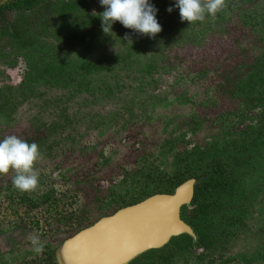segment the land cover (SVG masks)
Returning a JSON list of instances; mask_svg holds the SVG:
<instances>
[{
	"label": "rangeland",
	"instance_id": "rangeland-1",
	"mask_svg": "<svg viewBox=\"0 0 264 264\" xmlns=\"http://www.w3.org/2000/svg\"><path fill=\"white\" fill-rule=\"evenodd\" d=\"M18 1L0 0V7ZM72 1L41 0L8 11L12 19L24 16L21 26L46 50L40 67L48 61L69 65L57 75L59 83L45 86L38 78L25 92L15 83L7 85L3 70L11 68L9 60L20 61L21 51L0 25V139L43 135L34 164L35 190H17L12 170L0 175V264H34L52 249L55 261L61 239L106 212L153 194L179 168L207 175L211 162H220L231 171L236 145L264 141V133L257 132L261 107L250 109L244 94L230 93L229 83L258 70L262 73L254 89L264 93V24L257 18L249 36L224 37L243 13H264V0L192 24L181 22L179 9L166 11L172 0L158 1L154 6L162 31L151 39L119 22L104 34L103 7L96 16L91 7L88 14L70 12L61 20L58 8ZM87 64H94L93 70H86ZM245 129L250 132L243 133ZM197 148L209 156L200 157ZM246 162L237 174L246 181L251 202L246 225L233 230L211 256L212 264H264V146ZM31 236L39 237L42 252L34 251ZM162 249L172 252L174 244ZM256 252L261 260L250 257ZM211 257L202 264H210ZM170 261L199 264L190 254L172 255Z\"/></svg>",
	"mask_w": 264,
	"mask_h": 264
},
{
	"label": "trees",
	"instance_id": "trees-1",
	"mask_svg": "<svg viewBox=\"0 0 264 264\" xmlns=\"http://www.w3.org/2000/svg\"><path fill=\"white\" fill-rule=\"evenodd\" d=\"M39 1L41 0H19L15 5L0 7V25L2 32L12 40L19 50L21 49V55L25 58L29 71L40 69L55 72L51 74L52 82L59 83L61 79L57 75H59L60 71L68 69L69 65L62 63L50 64V61H48L49 64L45 67H40L39 62H45L44 53L46 50L42 46H38V40L34 33V38H31L32 33L27 26H21L22 24L19 20L21 21L24 16L19 17L16 15V18L12 19L8 14V11L14 9L30 8ZM83 2L85 3L86 1L73 0L70 2L71 5H61L62 8H58V16L61 20H64V15H68L70 12L83 11ZM27 48H30V50H25ZM253 63L255 64V62ZM93 66L95 65L87 64L86 70H91ZM151 67L153 68L154 65L152 64ZM249 69L251 67L247 70L249 71ZM261 73L258 70L249 72L242 76H245L244 78L229 82L232 86L230 93L234 95L239 91L244 94L246 99L249 100L250 109L261 107V110L257 114V132L260 135L264 133L262 131L264 129V93H258L254 88ZM246 132H250V129L243 131V133ZM257 141L255 138L247 143H242L240 146L236 145V152L233 150V154H231L235 168L231 171L226 170L224 164L220 162H215V164L211 162V168L207 175L204 173H190L189 167H182L171 177V182L162 181L160 189L154 192H170L174 186L179 185L187 178H196L197 181L192 200L193 208L188 213L184 208L183 214L186 216V221L191 225L196 235L195 246L200 248L202 253H194L192 238L187 234H182L172 237L169 241V243L174 244V247H178V249H174L172 252H167L163 249H152L132 261L131 264H170V257L175 254L178 256L193 255L197 258L199 264H202L201 260L205 257H211L215 255L214 252H220L219 248L225 245V240L235 233L233 230H236L239 226L246 225V217L251 207V202H249V195H246V191L248 190L246 188V181L238 177L237 174H239V167L247 163L246 161L252 160L255 150L264 146V141H260L261 143ZM197 154L202 158H207L210 152L197 148ZM203 163L207 166L209 165L206 160H203ZM219 240L221 243H219ZM250 257L255 261L263 258L257 252L254 257ZM212 258L214 257H211L210 264L213 263L214 259L212 260ZM243 260L251 263L246 257ZM137 261L139 262L137 263ZM34 264H56L54 261V250L47 251L45 256L39 258Z\"/></svg>",
	"mask_w": 264,
	"mask_h": 264
},
{
	"label": "water",
	"instance_id": "water-1",
	"mask_svg": "<svg viewBox=\"0 0 264 264\" xmlns=\"http://www.w3.org/2000/svg\"><path fill=\"white\" fill-rule=\"evenodd\" d=\"M195 183L188 178L171 193L150 195L79 230L57 247L56 264H128L172 237L187 234L195 241L192 227L180 216L182 206L192 209Z\"/></svg>",
	"mask_w": 264,
	"mask_h": 264
},
{
	"label": "clouds",
	"instance_id": "clouds-1",
	"mask_svg": "<svg viewBox=\"0 0 264 264\" xmlns=\"http://www.w3.org/2000/svg\"><path fill=\"white\" fill-rule=\"evenodd\" d=\"M99 4L104 8L100 13L104 34L112 33V26L116 22L149 39L162 31L156 18L158 9L151 0H99ZM224 7L225 0H172V5L166 11L171 13L174 8L179 9L181 22L192 24L203 22L206 16H215ZM125 39H128L127 35ZM40 155L35 142L29 143L15 135L6 136L0 139V175L12 170L15 172L13 186L20 192L33 191L38 184L34 164ZM30 242L36 253L43 251L38 236H31Z\"/></svg>",
	"mask_w": 264,
	"mask_h": 264
},
{
	"label": "flooded vegetation",
	"instance_id": "flooded-vegetation-1",
	"mask_svg": "<svg viewBox=\"0 0 264 264\" xmlns=\"http://www.w3.org/2000/svg\"><path fill=\"white\" fill-rule=\"evenodd\" d=\"M86 2L84 3L83 2V10H84V13L88 14V10L91 8V7H95L96 9V12L94 13V16H96L97 12L99 11V9L102 7L100 4H99V0H85ZM158 1H163L162 3L164 2H169L170 0H151V2L153 4H156ZM259 0H231V1H227L225 0V7L222 11L218 12L215 16L216 18L219 17V19L222 18V14L224 11H228L229 9H235V10H238L239 11H242L243 9H246L247 8V5L248 4H257ZM226 2H229L231 4L227 5ZM161 3V4H162ZM157 5H160L159 3ZM163 7V6H162ZM88 8V10H87ZM165 8V7H164ZM230 11V10H229ZM249 14L246 16V14L244 15L243 13V16H240L238 17V19H236L237 21H235L234 23H231L228 27V29L226 30L224 28L223 31H227L229 35H226L224 36L225 39H232L233 37H235V39H238L240 38L241 36H249V34L251 33V29H250V26L253 22L257 21V18H259V22H261L262 24H264V13H261L260 11H256V12H251L249 11L248 12ZM90 15V13H89ZM212 17V16H206V19L205 20H209V18ZM210 21V20H209ZM21 50V49H20ZM27 51L30 50V48H27L25 49ZM20 61H13V60H9L7 62V65L9 67H11L10 69H4L3 71V77L7 83V85L9 84L10 86H12V83H15L17 85H19V90L21 92H25V86L26 85H29L30 83H35L37 82L39 79L42 80L45 84V86L49 85L52 83V78H51V74L52 73H55V72H51V71H47V70H34V71H29L28 67H27V63H26V60L25 58L22 56V55H19V58H18ZM22 63V64H21ZM20 64V65H19ZM30 75V76H29ZM41 75V76H40ZM40 76V77H39ZM39 78V79H38ZM38 79V80H37ZM10 82H9V81ZM11 83V84H10ZM28 95V94H25V96ZM43 136L42 134L41 135H38L36 133H30V134H25L24 137H23V140L29 142V143H32V142H35L37 145H39L38 143L41 141L40 140V137ZM44 138H45V135H44ZM190 145V143H188L186 145V148H188V146ZM84 173H80V178H83L84 177ZM190 178H194V177H190ZM188 179V178H187ZM196 179V178H195ZM82 180V179H81ZM170 180V177L166 180L167 182H171L169 181ZM185 181V180H184ZM197 181V180H196ZM102 182V181H101ZM97 182H94L93 184L96 185ZM6 185V183L4 184ZM98 185V184H97ZM196 185V183H195ZM178 186V185H177ZM177 186H174L172 191L170 192H160V193H171L174 191V189L177 187ZM195 191V190H194ZM155 194V193H153ZM151 194V195H153ZM150 196V195H149ZM98 197V196H97ZM148 197V196H147ZM194 197V196H193ZM146 198V197H145ZM144 198V199H145ZM143 200V199H142ZM140 200V201H142ZM193 200V199H192ZM138 201V202H140ZM136 202V203H138ZM132 204H135V203H132ZM132 204H126L124 206H119L117 207L115 210L111 211V212H106V214H103L101 215L99 218H97L96 220H94L93 222L89 223L88 225L84 226L83 228L85 227H88L90 225H92L93 223H95L96 221H98L100 218L102 217H105V216H109V215H112L114 212H116L118 209L122 208V207H125V206H128V205H132ZM192 204V202H191ZM185 208V210L187 211V213L190 211L188 210L185 206H182L181 209H180V216L182 218L183 221H185L186 223H188L186 221V216L183 214V209ZM192 208H193V205H192ZM189 224V223H188ZM190 225V224H189ZM191 226V225H190ZM81 228V229H83ZM81 229H78L75 233H77L79 230ZM19 231V230H18ZM75 233H72L70 236L74 235ZM182 235V234H181ZM68 236V237H70ZM179 236V235H178ZM66 237V238H68ZM177 237V236H175ZM66 238H63L61 239V241L58 243L61 244ZM192 238V237H191ZM196 241V240H195ZM195 241L193 240L192 238V242L194 244V247H193V251L194 253H199L200 252V248L196 247L195 246ZM169 243V242H168ZM167 243V244H168ZM167 244H165L164 246L160 247V248H157V249H162L164 248ZM58 247V246H57ZM57 247L55 249H57ZM49 249V248H48ZM174 249H178V247H174ZM200 249V250H199ZM199 251V252H197Z\"/></svg>",
	"mask_w": 264,
	"mask_h": 264
}]
</instances>
